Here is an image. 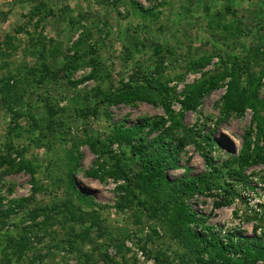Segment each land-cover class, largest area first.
<instances>
[{"label": "rangeland", "instance_id": "obj_1", "mask_svg": "<svg viewBox=\"0 0 264 264\" xmlns=\"http://www.w3.org/2000/svg\"><path fill=\"white\" fill-rule=\"evenodd\" d=\"M0 45V81L10 79L6 98L0 95V264H264L194 239H208L210 228L224 240L256 239L264 252V163L241 169L246 186L234 178L237 165L225 168L249 128L264 156L252 111L223 113L227 77L176 118L189 87L223 72L219 58L235 55L250 73L264 72V0H0ZM69 62L75 87L61 73ZM43 63L54 75L39 85L27 73L41 76ZM93 69L96 78L87 80ZM123 85L150 92L155 103H101ZM257 95L264 99V79ZM145 120L158 125L138 133L148 141L167 129L173 147L185 142L168 181L213 175L201 192L182 196L196 219L191 236L174 207L162 211L165 194L142 191L139 160L115 138V126ZM116 163L128 182L106 174ZM129 185L135 196L120 189ZM16 241L23 250H14Z\"/></svg>", "mask_w": 264, "mask_h": 264}, {"label": "trees", "instance_id": "obj_2", "mask_svg": "<svg viewBox=\"0 0 264 264\" xmlns=\"http://www.w3.org/2000/svg\"><path fill=\"white\" fill-rule=\"evenodd\" d=\"M136 6H138L135 3ZM138 8L145 13V15H148L149 11L141 8L138 6ZM4 41V40H3ZM1 46V45H0ZM77 52V51H76ZM256 56H259L256 55ZM75 58V57H74ZM220 62L217 64V70L219 69V66L222 64H225L226 66L223 69V72H218L213 76H208L204 80L205 85H200L198 87H189V93L190 94L185 100L180 102L181 106V113L178 114L176 117L177 119L182 118L183 113L188 111H195L198 106H200L201 98L209 93L211 90H214L218 88L221 82H223L227 77H230L232 81L227 85L226 93L222 97V104H223V113H229L230 111H234L238 114V116H242L246 109H250L252 111V123L255 124L256 130H257V139L262 138L264 141V118L261 117L262 112H264V99H260L257 95V90L259 89L260 82L262 79H264V72L260 75L252 74L248 71V68H244L240 64H238V58L237 56H227L226 59L222 60L221 58ZM75 61V60H74ZM73 61V63H75ZM210 58L201 59L196 64H194V68H203L207 64H209ZM72 62H69L67 64L66 69L61 71L62 76L67 80V82L72 85L73 87L77 86L79 84V81L72 82L70 81V74H72L73 71L76 70L75 65ZM73 65V66H71ZM45 64L43 63V67L45 70ZM69 66V67H68ZM54 75L49 73V70H45L44 73H42L41 76H37L32 72V70H29L27 75L32 76L34 78H37V81L39 82V85H46L50 80L47 81L46 75ZM246 74V75H245ZM58 75V74H57ZM206 75H204L205 77ZM245 76V77H244ZM28 78V76L26 77ZM96 74L93 71L90 73V75L86 78L87 80L95 79ZM5 79H1L0 81V95L2 96V100L6 98V93H8V90L10 89L9 81ZM147 85L150 84V81H146ZM14 82H12L13 84ZM241 84H245L244 91H241ZM139 88V87H138ZM141 90V88H139ZM168 91V90H167ZM235 98H238L235 100ZM21 100V98H19ZM146 101L147 103L154 104L155 101L150 98V92H143L134 90L131 87L122 86L118 89L117 92L103 95L101 103L107 104V105H119V104H131L135 101ZM20 102V101H19ZM164 109L166 112V115L168 118H170L171 121H175L176 118L173 115V111L171 108L167 105H164ZM93 114H97L96 111H93ZM177 122V121H176ZM162 123L160 127H163ZM154 127L157 128L158 125L156 123H149L148 120L144 121V123L140 124L139 126H136L134 128H125L123 125L114 127V134L115 138L122 140L128 147L129 151L131 153V156L134 160H139L140 166L142 167V176L140 179V185L142 186V191H144L150 198H154L157 195L165 194V198H159L158 200L163 202L162 205V211L166 210L164 213L167 212V209L170 206L174 207L175 210V217L177 221L184 226L187 229L188 234V224L196 222L195 215L189 213V209L185 206L183 203L182 196L183 195H192L194 193L201 192V188L203 185L209 184L211 181L209 180L211 176L210 173H203L201 175H197L194 177H183L179 178L177 180H174L172 182L168 181L166 178L165 172L169 169H175L177 168V155L179 154L181 148L184 146L185 142L183 140H179L178 144L173 147L172 146V140L170 139L168 141L169 134L168 132L170 130H163V132L155 137L154 139L148 141L147 136H141L138 135L139 132H143L146 128H149V135L154 131ZM168 131V132H167ZM147 134V133H145ZM163 134L166 136L164 137ZM252 130L249 128L245 131L242 139V147L240 155L237 159L234 160L233 163H225V168H227L229 165H237L238 169L240 171H235L236 176L234 178H238L240 182H244V186H246V180L245 177L241 175V169H244L248 166L258 164L260 162L264 163V156L261 152H263L262 148L258 146V144H254L251 141L252 136ZM89 141L92 142V145H96L97 148L102 150V146L99 145L98 140H94L91 137L89 138ZM132 142H135V144H132ZM170 142V144H169ZM169 144V145H167ZM254 144V146L252 145ZM104 150H102L105 153H110L111 151L108 149V146L103 147ZM150 150V151H149ZM110 158L114 159L112 156ZM29 166H20L19 170L27 169ZM216 171V170H215ZM31 172V170L29 171ZM98 171L87 173V175L95 176V174ZM218 171H216L217 173ZM233 173V172H232ZM33 175V173H31ZM106 174L109 176H113L117 179H124L128 182V179L125 177V173L123 169L121 168L118 163L114 165L111 170L106 171ZM71 185L73 186V180H70ZM120 189H123L125 192L130 193L132 196H135L133 194L134 189L132 186H123ZM225 192L228 194V196H231V198L238 196L237 193L234 191H227ZM156 195V196H153ZM177 198H176V197ZM149 198V199H150ZM157 198V197H156ZM228 198V197H227ZM148 201V200H147ZM140 203V202H139ZM231 203L230 200L227 199L226 203L224 205H229ZM122 204L120 205V208H122ZM222 205L217 204V207H220ZM178 227V226H177ZM209 231H211L209 238L206 237H199L198 234L194 233V239L200 240L202 243L207 242L206 244L210 245L213 248H217L219 251H232V252H244L245 256L262 259L264 263V257L260 244L257 242L256 239H241L237 238L235 240L230 239H220L212 229L207 228ZM183 232V229H181ZM185 230V229H184ZM190 233V232H189ZM191 236V233H190ZM14 250L21 251L24 249V246L21 244L20 241H16L14 243ZM264 250V249H263ZM16 251V252H17ZM214 260L212 259L210 262H207V264H214ZM226 264H230V261L228 260Z\"/></svg>", "mask_w": 264, "mask_h": 264}]
</instances>
